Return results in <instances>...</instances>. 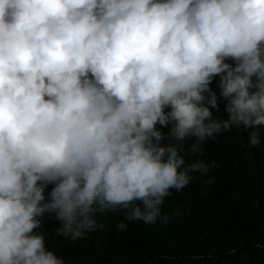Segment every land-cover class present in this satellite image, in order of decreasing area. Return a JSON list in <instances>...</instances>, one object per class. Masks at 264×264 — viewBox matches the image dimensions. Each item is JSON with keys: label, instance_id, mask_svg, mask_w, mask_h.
<instances>
[{"label": "clouds", "instance_id": "clouds-1", "mask_svg": "<svg viewBox=\"0 0 264 264\" xmlns=\"http://www.w3.org/2000/svg\"><path fill=\"white\" fill-rule=\"evenodd\" d=\"M233 128L260 147L264 0H0V264H69L45 217L71 241L176 221Z\"/></svg>", "mask_w": 264, "mask_h": 264}, {"label": "trees", "instance_id": "trees-1", "mask_svg": "<svg viewBox=\"0 0 264 264\" xmlns=\"http://www.w3.org/2000/svg\"><path fill=\"white\" fill-rule=\"evenodd\" d=\"M211 87L219 95L215 82ZM218 103L223 110L225 101ZM247 138L248 132L233 128L204 145L202 158L219 166L210 172L215 183L203 184L207 177L196 173L198 179L167 198L165 211L180 206L184 212L167 226L132 221L127 231H117L123 212L110 213L98 217L104 230L71 241L58 236L59 224L45 217L41 231L48 248L69 264H264V135L258 148H250ZM195 159L185 156L186 163Z\"/></svg>", "mask_w": 264, "mask_h": 264}]
</instances>
